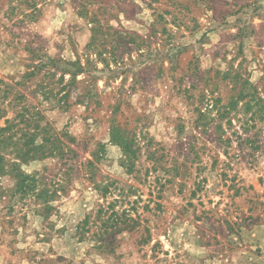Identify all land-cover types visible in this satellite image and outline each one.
Listing matches in <instances>:
<instances>
[{
	"label": "rangeland",
	"instance_id": "1",
	"mask_svg": "<svg viewBox=\"0 0 264 264\" xmlns=\"http://www.w3.org/2000/svg\"><path fill=\"white\" fill-rule=\"evenodd\" d=\"M0 110V264H264V0H0Z\"/></svg>",
	"mask_w": 264,
	"mask_h": 264
},
{
	"label": "trees",
	"instance_id": "2",
	"mask_svg": "<svg viewBox=\"0 0 264 264\" xmlns=\"http://www.w3.org/2000/svg\"><path fill=\"white\" fill-rule=\"evenodd\" d=\"M0 111H2V110H0ZM20 112H19V117H20V120L19 121H26V122H28V116H29V114H28V112H27V107H25V106H22L21 108H20V110H19ZM14 123H13V119H11V121H8V124L5 126V127H0V143L1 142H3L4 140H5V136H1V132L2 131H4V130H8L9 129V127L10 126H12ZM119 129L117 128V127H113L111 130H110V134H111V136L112 137H115L114 136V133L113 132H117ZM37 134V132L36 131H33V132H30L29 134H28V136L27 137H29V139H27L26 140V143H25V145H28V148L23 152V153H21L20 155L19 154H16L17 155V157L18 158H20V159H25L26 158V156H28L29 155V153H32L31 154V156H33V154H34V152L33 151H36L37 149H41L42 147H41V145H38V144H35L34 142H31V141H33L34 140V136ZM24 137H26V134H25V136ZM56 146L54 145V146H52V148H51V150H50V154H52V153H54V148H55ZM122 147H123V150L124 151H126V145H122ZM60 149V148H59ZM19 153V152H18ZM40 155H44V152H41L40 153ZM126 160H130V158H129V155H127L126 154ZM31 158H33V157H31ZM3 162V157H2V155L0 154V168H1V163ZM87 164H91V162L89 161V160H87ZM2 170H0V172H1ZM25 178H30V176H28V175H25L24 176ZM32 182H34V179L32 178V179H30ZM126 212V211H125ZM87 220V217H84L83 218V220L82 221H80L79 223H78V227L80 226V228H82L85 224H86V221ZM82 226V227H81Z\"/></svg>",
	"mask_w": 264,
	"mask_h": 264
}]
</instances>
